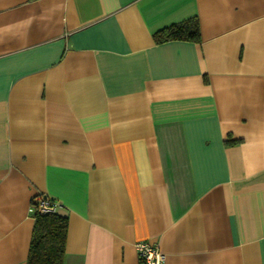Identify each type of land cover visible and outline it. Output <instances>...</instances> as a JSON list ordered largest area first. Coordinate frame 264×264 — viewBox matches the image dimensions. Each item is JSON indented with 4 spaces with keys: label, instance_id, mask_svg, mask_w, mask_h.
Instances as JSON below:
<instances>
[{
    "label": "crops",
    "instance_id": "0c3cea01",
    "mask_svg": "<svg viewBox=\"0 0 264 264\" xmlns=\"http://www.w3.org/2000/svg\"><path fill=\"white\" fill-rule=\"evenodd\" d=\"M39 197L64 264H264V0H0V264Z\"/></svg>",
    "mask_w": 264,
    "mask_h": 264
},
{
    "label": "trees",
    "instance_id": "16d2710c",
    "mask_svg": "<svg viewBox=\"0 0 264 264\" xmlns=\"http://www.w3.org/2000/svg\"><path fill=\"white\" fill-rule=\"evenodd\" d=\"M157 43L174 39H199V26L196 19H188L160 29L154 33ZM33 228L26 264H64V246L67 219L56 212H33Z\"/></svg>",
    "mask_w": 264,
    "mask_h": 264
},
{
    "label": "built area",
    "instance_id": "2783aa9c",
    "mask_svg": "<svg viewBox=\"0 0 264 264\" xmlns=\"http://www.w3.org/2000/svg\"><path fill=\"white\" fill-rule=\"evenodd\" d=\"M57 203L47 197H39L34 200L32 211L38 210L42 213L53 212L56 210ZM137 249L140 264H162L165 260V255L158 249L156 244H151L147 241H139L135 244Z\"/></svg>",
    "mask_w": 264,
    "mask_h": 264
}]
</instances>
